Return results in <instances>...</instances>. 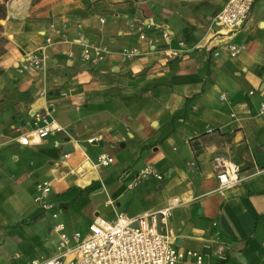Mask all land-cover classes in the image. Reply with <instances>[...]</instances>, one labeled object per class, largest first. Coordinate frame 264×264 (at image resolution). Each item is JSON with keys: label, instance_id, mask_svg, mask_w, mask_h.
Instances as JSON below:
<instances>
[{"label": "crops", "instance_id": "obj_1", "mask_svg": "<svg viewBox=\"0 0 264 264\" xmlns=\"http://www.w3.org/2000/svg\"><path fill=\"white\" fill-rule=\"evenodd\" d=\"M228 1L7 2L0 264L56 255V220L68 234L85 235L98 217L139 215L173 198L180 202L170 220L177 249L202 255L189 264H264V0L234 32L214 22ZM226 42L244 48L232 56ZM85 45L110 53L90 66L80 56ZM126 46L141 54L122 60ZM35 52L43 66L23 70ZM37 114L62 130L37 137L45 125ZM103 152L114 157L109 165L97 163ZM215 156L239 167V182L224 192ZM148 166L163 179L148 175L134 185ZM39 181L52 185L56 220L34 202Z\"/></svg>", "mask_w": 264, "mask_h": 264}, {"label": "built area", "instance_id": "obj_2", "mask_svg": "<svg viewBox=\"0 0 264 264\" xmlns=\"http://www.w3.org/2000/svg\"><path fill=\"white\" fill-rule=\"evenodd\" d=\"M256 0H229L214 18L215 24L234 32L251 15ZM51 32H59L55 23L50 24ZM168 37L167 33L164 34ZM145 36L142 35L141 38ZM47 43H53L52 36H47ZM185 45L184 41L180 42ZM224 47L232 56L239 54L243 46L232 42H226ZM110 50L107 47L85 45L80 56L85 64L95 66L105 60ZM121 58L129 61L141 54L139 46H126L120 51ZM218 55V52L215 53ZM171 57L180 56L173 52ZM22 69L29 67L39 69L44 64V57L38 52L25 57ZM253 93V92H250ZM259 111L264 113V89L261 91ZM224 97V94L221 95ZM38 119L45 121V125L38 127L35 134L39 138H45L62 128L48 123L46 117L37 114ZM213 129H209L212 131ZM94 139H90L92 142ZM22 144H27V137L20 138ZM114 157L103 152L97 157L100 165H109ZM214 165L219 179V191L224 192L239 182V167L224 158L215 156ZM194 163H190L193 165ZM148 175H154L163 179L162 174L155 168L148 166L136 177L134 185H138ZM36 193L34 202L44 212H50L53 219H58L59 208L52 200V185L49 181H39L35 185ZM180 204L177 198L171 199L170 203L160 209L130 216L121 211L114 219L96 218L89 225L88 232H74L72 235L66 232L65 223L56 220L52 226L58 235L57 253L52 257L35 258L29 264H189L195 257L200 263L202 255L193 250L182 251L175 245L174 231L170 226L173 210ZM222 248L219 247V251Z\"/></svg>", "mask_w": 264, "mask_h": 264}, {"label": "trees", "instance_id": "obj_3", "mask_svg": "<svg viewBox=\"0 0 264 264\" xmlns=\"http://www.w3.org/2000/svg\"><path fill=\"white\" fill-rule=\"evenodd\" d=\"M8 1L9 0H0V21L2 19L7 18V14H8L7 13V11H8L7 2ZM4 32H5V26L3 24H1V22H0V51L3 52V54L5 53L6 49L4 48V46L2 44L8 42L6 36L4 35Z\"/></svg>", "mask_w": 264, "mask_h": 264}, {"label": "rangeland", "instance_id": "obj_4", "mask_svg": "<svg viewBox=\"0 0 264 264\" xmlns=\"http://www.w3.org/2000/svg\"><path fill=\"white\" fill-rule=\"evenodd\" d=\"M6 19H7V18H6ZM6 19H5V20H6ZM5 24H6V23H4L3 25L5 26ZM4 35L6 36L7 40H9V38H11V36L8 35L6 31L4 32ZM6 44H7V42L4 43V44H2V45L4 46V48H5ZM2 45H1V46H2ZM2 54H3V52L0 51V57H1Z\"/></svg>", "mask_w": 264, "mask_h": 264}, {"label": "water", "instance_id": "obj_5", "mask_svg": "<svg viewBox=\"0 0 264 264\" xmlns=\"http://www.w3.org/2000/svg\"><path fill=\"white\" fill-rule=\"evenodd\" d=\"M0 22H1V24H4V23H6V20L5 19H2ZM69 147H70V150H73L74 149L71 144H69Z\"/></svg>", "mask_w": 264, "mask_h": 264}]
</instances>
